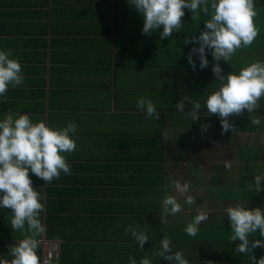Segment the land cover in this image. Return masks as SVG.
<instances>
[{"label": "crops", "instance_id": "0c3cea01", "mask_svg": "<svg viewBox=\"0 0 264 264\" xmlns=\"http://www.w3.org/2000/svg\"><path fill=\"white\" fill-rule=\"evenodd\" d=\"M259 27L251 47L238 50L225 63L222 75L238 74L256 60L264 61V0H255ZM182 28L161 39L159 28L142 34L143 17L131 0H0V50H11L23 65L25 82L0 98V119L11 110L33 122L62 128L77 125V150L67 156L71 174L61 173L51 184L30 173L33 187L46 196L41 222L46 231L37 239L59 243V257L50 264H129L134 257L151 264H169L157 252L167 236L174 254L188 264H251L249 255L236 252L226 208L241 203L264 210V191L256 190L255 175H264V98L251 115L245 110L230 117L235 130L222 132L220 119L207 116V96L219 90L208 67L201 69L198 44H185L204 30L210 15L193 20L188 9ZM211 11V9H210ZM185 96L202 105L193 123L176 103ZM151 100L160 118L147 117L136 101ZM202 124H210L206 132ZM231 164V169L225 167ZM173 179L190 181L188 195L196 204L169 187ZM165 189L177 195L183 211L162 224ZM208 220L196 237L185 227L198 214ZM11 210L0 209V258L11 259L9 246L23 235L11 229ZM146 230L143 249L128 226ZM250 241L264 239L259 233ZM257 259L264 249L254 250ZM37 254L41 259V244Z\"/></svg>", "mask_w": 264, "mask_h": 264}, {"label": "clouds", "instance_id": "9594fccd", "mask_svg": "<svg viewBox=\"0 0 264 264\" xmlns=\"http://www.w3.org/2000/svg\"><path fill=\"white\" fill-rule=\"evenodd\" d=\"M131 5L143 17L142 34L151 35L161 26V39H167L174 32L179 33L183 24L182 17L188 9L193 20L198 18L200 12L210 15L204 22V30L192 40L186 38L185 44L194 43L188 55V63L192 69L196 64L192 54L198 53L200 68L208 67L206 49L211 51L216 62L212 72L217 81H220L219 90L207 96L204 107L207 116L216 115L220 119L222 132L234 131L235 127L230 120L232 116H239L246 110L252 125H259L260 118L251 115L260 106L264 98V61L256 60L240 69L239 73L222 75L223 69L220 61L229 62L238 50L251 47L258 38L260 29L254 23L258 16L255 0H131ZM211 9V11H210ZM13 56L11 50H0V98H7L9 88L23 85V65L18 58ZM186 102L191 103V110L185 118H191L195 123L200 117L201 103L185 96L175 107L184 112ZM137 108L146 111L147 117L159 119L160 114L155 104L144 97L136 101ZM210 124H202L201 130L206 132ZM78 131L75 123L69 122L62 128L48 126L46 122H33L27 114H13L10 110L3 119H0V209L11 210V229L19 231L23 239L15 246H9L8 255L11 259L0 258V264H41L37 254L41 237L46 229L41 222V213L46 211L43 201L46 196L33 187L30 173L49 185L53 180H58L61 173L71 174V167L67 156L77 150L76 140L73 138ZM225 167L231 169V164ZM256 190L264 191V175H255ZM169 187L175 193L185 197V204L192 206L196 200L188 195L191 187L190 181L173 179ZM165 196L161 201L162 224L169 223V217H175L183 211V206L177 200V195L165 189ZM229 220L232 241H239L236 252L249 255L251 264H264V256L257 259L254 250L264 249V239L250 241L249 237L259 233L264 238V210L260 208L249 209L241 203H236L226 208ZM205 213L198 214L189 223L184 231L191 237H196L199 225L208 220ZM139 248L143 249L148 241L146 230L139 226H128ZM161 250L157 255L169 264H188L182 252H173L171 240L165 236L160 240ZM129 264H137L134 257H129ZM139 264H151L147 257L141 258ZM208 264H212L211 261Z\"/></svg>", "mask_w": 264, "mask_h": 264}, {"label": "built area", "instance_id": "2783aa9c", "mask_svg": "<svg viewBox=\"0 0 264 264\" xmlns=\"http://www.w3.org/2000/svg\"><path fill=\"white\" fill-rule=\"evenodd\" d=\"M42 250V264H50L59 257V243L42 239L40 241Z\"/></svg>", "mask_w": 264, "mask_h": 264}]
</instances>
